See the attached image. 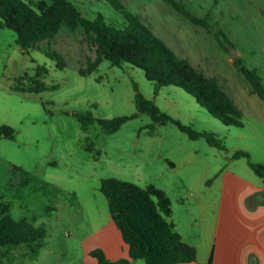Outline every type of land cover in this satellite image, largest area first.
<instances>
[{"label": "rangeland", "instance_id": "374dc122", "mask_svg": "<svg viewBox=\"0 0 264 264\" xmlns=\"http://www.w3.org/2000/svg\"><path fill=\"white\" fill-rule=\"evenodd\" d=\"M71 1L87 18L101 13L115 26L125 23L123 11L108 0ZM177 1L209 26L194 24L166 0H121L180 57L218 79L242 110L243 126L222 123L179 86L156 89L137 66L100 59L81 26L62 25L54 37L29 50L13 45L17 35L11 28L0 31V125L15 129L14 138H0V201L11 204L14 218L36 219L47 229V244L36 258L25 245L1 248L0 264H89L91 249L116 242L111 225L117 227L100 190L106 177L164 190L171 200L168 219L195 247L197 258L206 260L223 198L241 194L244 181L264 185L247 157H234L244 150L251 161L264 164V98L234 64L239 57L264 85V0ZM50 51L64 56V68L57 67ZM39 66L47 68L42 76L46 89H13L19 80L27 85ZM137 91L173 121L152 129V117L138 113L113 133L96 121L82 128L80 114L113 118L136 113ZM177 122L213 132L224 147L211 145L204 136L191 138ZM12 164L49 182L57 193L22 184L24 178L11 172Z\"/></svg>", "mask_w": 264, "mask_h": 264}, {"label": "trees", "instance_id": "16d2710c", "mask_svg": "<svg viewBox=\"0 0 264 264\" xmlns=\"http://www.w3.org/2000/svg\"><path fill=\"white\" fill-rule=\"evenodd\" d=\"M108 1L123 11V26L107 22L101 13L94 19L87 18L71 0H0V25L16 32L17 43L23 50L34 48L40 41L54 37L62 25L71 29L81 26L96 45L100 59H107L116 66H122L125 62L137 66L156 84V89L164 85L179 86L222 123L244 125L242 110L216 77L207 76L189 59L180 57L145 24L139 14L126 9L121 0ZM166 1L194 24L209 26L205 18L193 13L181 1ZM47 54L56 60L57 67L62 69L66 66V60L60 52L50 51ZM234 64L249 79L253 91L264 98V85L256 73L239 57L234 59ZM45 72L47 68L39 66L27 85L24 82L18 84L19 80L13 89L25 92L46 89L42 79ZM135 104L137 112L132 115L102 118L85 113L79 115V120L84 130L96 121L106 133L115 132L127 119L138 113H147L152 117V129L157 123L173 121L153 100L139 91L135 94ZM177 123L191 138L204 136L211 145L224 147L213 132H200ZM14 136L15 129L12 126L0 125V138ZM240 156L249 159L250 166L264 182V164L251 161L247 151L238 150L234 153V157ZM10 170L12 173L19 172L24 178L21 183L32 184L33 190L44 194L58 191L49 182L30 175L18 165L12 164ZM100 190L106 196L111 218L127 244L128 256L111 259L101 247H96L89 251V255L97 260V264H132V260L136 259H143L146 264H183L195 259V247L183 239L174 223L168 219L172 213L171 200L164 190L152 184L143 187L115 177L103 178ZM10 207L9 202L0 201V249L25 245L31 258H36L47 244V229L37 224L36 219L14 218ZM211 260L212 257L207 264H211Z\"/></svg>", "mask_w": 264, "mask_h": 264}, {"label": "crops", "instance_id": "0c3cea01", "mask_svg": "<svg viewBox=\"0 0 264 264\" xmlns=\"http://www.w3.org/2000/svg\"><path fill=\"white\" fill-rule=\"evenodd\" d=\"M2 29L0 25V31ZM12 44L9 46L20 47L16 39ZM244 185L241 194H228L223 198L216 238L208 258L201 260L196 254L193 261L183 264H207L211 257V264H264V195H256L264 190V185L247 181ZM111 227L116 242H103L100 247L111 259L127 257L128 247L120 230ZM89 264H97V260L92 257Z\"/></svg>", "mask_w": 264, "mask_h": 264}, {"label": "water", "instance_id": "95a60500", "mask_svg": "<svg viewBox=\"0 0 264 264\" xmlns=\"http://www.w3.org/2000/svg\"><path fill=\"white\" fill-rule=\"evenodd\" d=\"M236 54H237L236 52H233V51H232V56H236Z\"/></svg>", "mask_w": 264, "mask_h": 264}]
</instances>
